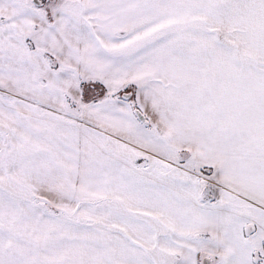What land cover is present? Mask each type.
<instances>
[{"label":"snow or ice","instance_id":"6c2138e0","mask_svg":"<svg viewBox=\"0 0 264 264\" xmlns=\"http://www.w3.org/2000/svg\"><path fill=\"white\" fill-rule=\"evenodd\" d=\"M0 264H264V0H0Z\"/></svg>","mask_w":264,"mask_h":264}]
</instances>
